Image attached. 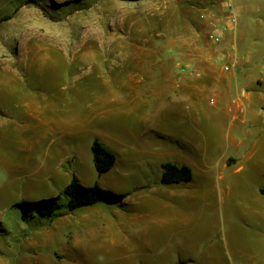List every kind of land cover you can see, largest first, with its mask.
I'll return each mask as SVG.
<instances>
[{"label":"rangeland","instance_id":"obj_1","mask_svg":"<svg viewBox=\"0 0 264 264\" xmlns=\"http://www.w3.org/2000/svg\"><path fill=\"white\" fill-rule=\"evenodd\" d=\"M187 1L0 0V264H264V224L249 211L264 189V162L247 156L250 142L237 146L239 123L218 87L199 95L198 116L189 99L179 113L153 118L156 103L129 109L121 100L128 91L110 93L124 82H166L129 74L128 58L148 54L142 46L118 53L115 41L161 43L145 60L158 71H175L170 59H154L166 53L202 61L220 54L196 0ZM202 61L195 76L208 66ZM251 88L264 107V80ZM37 105L49 107L43 113L55 124L42 123ZM96 140L117 157L102 176ZM208 147L212 158L197 171ZM228 160L237 164L220 178ZM168 163L190 167L193 181L163 185ZM74 177L107 195L69 211L64 190ZM51 198L57 216H40L35 203Z\"/></svg>","mask_w":264,"mask_h":264},{"label":"crops","instance_id":"obj_2","mask_svg":"<svg viewBox=\"0 0 264 264\" xmlns=\"http://www.w3.org/2000/svg\"><path fill=\"white\" fill-rule=\"evenodd\" d=\"M184 1L186 2L187 0ZM194 4H197V6L200 7L201 11L198 12V15L200 13L199 17L203 16L205 19L204 22L208 23L209 26L212 22L211 20H215L216 18L218 23H222L224 21V11L218 0H196ZM234 5L235 13L237 15V25L232 31L225 34L223 41L219 44L222 47L220 54L215 56H206L203 61L195 57H169V54L167 53L158 58L154 57L155 60H160L161 64H164L166 60L170 59L172 63H175L174 72L168 71L166 68L162 69V66H160V71H158L155 67L153 68L152 65H149L148 62H145V60L152 61L151 59H153V52L150 50L152 47H165L162 46L161 43H159V45L153 44V46L148 44L149 41H145L144 43H140L138 41H115L114 43L118 48V53L120 52L119 48L142 46L145 48L144 53L148 54L147 56L138 55L129 57V60L135 62V68H132V71H129L130 73L127 72L126 74H132L134 77L137 75L150 77L151 79L154 76L160 75L164 77L166 82H164V85L159 88H155L151 85L142 86L135 81L132 82V84H130V82H124L115 87L118 88V91H116V89L110 91V93L112 95H118L120 94L119 91H128L126 96L120 99L125 105H128L129 109L131 107L135 109L136 105L146 108L149 106L150 101L156 103L157 107H160L158 111H155L153 118H159L168 111H177L176 113H179L182 107L186 104L184 99H189L192 101V103L189 102L191 107L196 111L194 115L198 116V109H200L199 95L205 89L213 86L218 87L219 92L223 95L229 105L228 111L232 114L233 121L239 123L238 126L242 136H240L237 146L241 149L243 143L250 142L252 145L250 152L247 153V156L252 162H264V137L261 135V130L259 132L258 130L255 131V129L264 128V107L259 105L262 97L256 96L250 92V89H252L251 87L255 82L260 83L264 80V21H261V18H259L261 12H264V0H234ZM218 15L221 17L220 20L218 19ZM116 47L114 49H116ZM113 53H115V50H113ZM119 56L120 55L115 56V60L120 62ZM124 58L127 59L123 56V59ZM118 61L115 63H118ZM201 61L208 64V66L206 69L202 68L201 74H196L195 76L192 70L194 68L195 71H198L197 65L201 64ZM182 64H186V66H183ZM222 64L229 66L231 70L229 72H226L225 70L223 71ZM122 74L126 75L125 73ZM142 92H147L148 94L151 93V95H147L149 97L142 99L140 97ZM168 95H175V98H170L165 103L160 102L162 98H167ZM121 100H114V102L121 103ZM46 106L47 105H37L34 109L35 111L37 110V112H42V123L47 120L50 121V119L43 113L44 109L49 108H46ZM52 122L50 121V124H52ZM66 123H64V126H66ZM252 128H254V130L251 131ZM255 133L257 135H255ZM201 150V159L199 157L196 169L197 171L202 172V170L206 168V162L212 158V150L209 147L207 149H203L202 151ZM234 164H237L236 160L223 162V169L221 170L220 178H224L223 170L228 169ZM201 172H198L200 179L202 177ZM77 179L83 186L92 187L91 185L83 183L81 179ZM180 185L183 184L173 186L175 187ZM259 193L260 194H258V200L256 202L258 206L254 211H249L261 218L264 224V196L261 194V191ZM132 207L133 211H135V206ZM145 213L146 210L144 214ZM139 218L148 219V216L137 215L134 220ZM135 236L136 234H134V237ZM131 251V254H135L136 252V250Z\"/></svg>","mask_w":264,"mask_h":264},{"label":"trees","instance_id":"obj_3","mask_svg":"<svg viewBox=\"0 0 264 264\" xmlns=\"http://www.w3.org/2000/svg\"><path fill=\"white\" fill-rule=\"evenodd\" d=\"M92 155L94 166L99 176L109 173L116 165L117 157L115 154L98 140L92 145ZM162 169L161 183L165 186L188 184L193 180V171L186 165L177 166L168 163L164 164ZM64 194L68 209L71 212L96 206L107 195L98 185L93 187L83 186L76 177L65 188ZM261 194L264 196V189H261ZM35 206L38 214L42 217L53 218L57 216V198L40 200L35 203Z\"/></svg>","mask_w":264,"mask_h":264},{"label":"built area","instance_id":"obj_4","mask_svg":"<svg viewBox=\"0 0 264 264\" xmlns=\"http://www.w3.org/2000/svg\"><path fill=\"white\" fill-rule=\"evenodd\" d=\"M218 1L224 11V21L222 23H215L212 21L210 24V32L208 34L210 41L216 45H219L223 41L225 34L232 31L237 25L234 0ZM202 18L204 17L202 16ZM224 70L229 72L231 68L229 66H225Z\"/></svg>","mask_w":264,"mask_h":264},{"label":"bare ground","instance_id":"obj_5","mask_svg":"<svg viewBox=\"0 0 264 264\" xmlns=\"http://www.w3.org/2000/svg\"><path fill=\"white\" fill-rule=\"evenodd\" d=\"M47 56V55H46Z\"/></svg>","mask_w":264,"mask_h":264}]
</instances>
